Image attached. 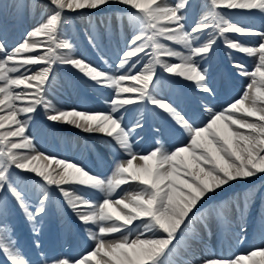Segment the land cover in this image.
Returning a JSON list of instances; mask_svg holds the SVG:
<instances>
[{
	"label": "snow or ice",
	"instance_id": "snow-or-ice-1",
	"mask_svg": "<svg viewBox=\"0 0 264 264\" xmlns=\"http://www.w3.org/2000/svg\"><path fill=\"white\" fill-rule=\"evenodd\" d=\"M113 4L122 6L116 10L118 19L132 33L117 52V61L105 59L95 30L85 34L105 70L77 57L62 28L71 19L67 13L84 15V9L104 11ZM38 6L34 0H16L12 8L34 13ZM7 7L0 4V16ZM43 7L46 11L37 24L15 45L0 36V217L7 212L10 196L39 237L54 186L92 247L79 258L40 251L39 264H264V216L259 225L261 246L230 257L198 252L199 246L206 248L204 236L213 222L231 232L235 244L247 240L245 221L253 193L221 197L232 182L264 174V0H47ZM225 9L246 10L251 16L241 18ZM257 17L259 27L251 23ZM218 42L231 50L226 54L234 75L248 82L238 98L221 108L205 104L206 117L197 112L188 116L180 107L188 90L208 97L221 86L207 66ZM233 51L250 59L251 70L232 57ZM59 65H70L95 86L110 89L107 107L57 108L48 97L55 90ZM163 74L190 84L179 95L173 90L165 95L174 82ZM231 75L219 74L224 87ZM41 109L48 121L111 138L115 151L108 174H92L75 162L41 152L26 135ZM149 112L162 113L171 123L149 126L152 147L137 151L145 140ZM169 136L181 139L169 146ZM72 185L83 188L64 187ZM123 185L133 187L118 194ZM233 213L241 221L238 232L232 230ZM33 243L41 248L39 239ZM0 255L6 264H32L3 220Z\"/></svg>",
	"mask_w": 264,
	"mask_h": 264
},
{
	"label": "bare ground",
	"instance_id": "bare-ground-1",
	"mask_svg": "<svg viewBox=\"0 0 264 264\" xmlns=\"http://www.w3.org/2000/svg\"><path fill=\"white\" fill-rule=\"evenodd\" d=\"M25 2H31V0H25ZM46 2H47V0H34V3L36 5H39L38 7L35 8L34 13L31 11H28V10L17 13V11L12 8V5L14 3H16V0H12V1L11 0H4V3L2 5H7L8 7L5 9L4 15L0 16V36L3 37V39L7 42V44L9 46L15 45L17 41L22 39V37L26 31L31 30L32 27L37 24V22L40 19L41 12L46 11L43 7ZM121 7L122 6H120V5L113 4L111 6H105L104 11H100L99 9H96V10L84 9V10H82L84 15H81L79 12L67 13L66 15L71 17V19L68 20L66 22V24L63 25V28H62L63 33H66L65 32L66 30H67V32H69L68 30H72V34H73V32L76 33V30L73 31V28L77 25V21L84 23V20H85L84 19L83 21H80V20H78L79 18L83 19V18H86V16L89 17L90 15H92L98 19H101V17L103 15H106L109 18L119 17L120 13L116 10L121 8ZM245 11L246 10L233 9V10H231L230 13L241 14V18H243L245 16H243L242 12H245ZM198 14H199V9L197 8L195 10V12L193 13V15L196 16ZM250 16H251V13H248V17H250ZM251 23L253 25H255L256 27H259L261 21L257 17L255 19H252ZM85 24L87 26L86 22H85ZM117 25H118L117 28L111 30V33H110V35L106 41V43L109 45V47H111L114 51H116L115 55L111 56L108 59L109 63H113V62L117 61V59H118L117 52H119L121 49H123L124 44H125V40L130 39L131 35H132L131 30L128 28L126 22L121 23V21L118 20ZM254 40H255V38L252 37V38H248L245 41H254ZM75 55L79 58H82L79 55H77L76 53H75ZM237 58L240 59L239 57L234 56V59H237ZM92 64L94 66H97L100 68H105V70H107V66L104 65V63L102 61H98V60L93 61ZM229 64H230V62L226 63V65H229ZM246 64L249 65V68L251 70L250 59H246ZM207 66H208V64H207ZM113 67H114V65H113ZM212 67L213 66H211V68ZM75 71H77V70H75ZM230 72L235 73L236 70L233 69V70H230ZM169 78H171V80L167 79L168 81L175 82L176 84L175 83H169L165 89V95L168 94L169 90L177 91L183 85L182 79H180L178 77H171V76H169ZM67 82H68V78L66 77L65 73H63L62 71H56L55 70L56 87H55V90L52 92L53 93L52 103L57 108L67 109V110H71V109H76V110H103V109H105V107L104 108L103 107L97 108V107L87 105L84 102L81 103L80 102V98H81L80 93L77 94V93H75L76 91H72V92L67 91V87H68L66 85ZM188 84H190V82H188L187 85ZM234 92H235V89H234L233 93ZM187 93L191 97V99L197 100L198 102H203L204 104L201 106H204L205 104H207L210 107L213 106L214 109H219L222 106H224L226 104V102L234 99V97L227 96V95H223V97L218 96L220 98L219 101H216V103H213V105H212V103L208 99L205 98L206 94L197 93V92H193L190 90H188ZM203 96H205V97H203ZM210 97L211 96H208V98H210ZM107 98H109V94H108ZM129 107H134V106H129ZM199 111H202V109ZM149 113H146V115H148ZM192 113L193 112H190V116H192ZM203 114L204 115H202V118L206 117L207 114L206 113H203ZM153 118L155 119V117L153 116V113H152V115L150 117V122L153 121ZM41 121H43V122H41ZM147 122H148V119L146 118V123ZM200 122H201L200 119L196 120L197 124H199ZM76 133H79L81 135L87 134V135H91L93 137H96L98 135H103L101 133H86L80 129L75 128L73 125H69V124H65V123H61V122L48 121L45 118V114H44L42 109L38 110L37 114L35 113L33 115L32 123L30 124L29 130L26 133V135H30L31 137L34 138V143L36 144L37 148L41 152H44L45 154H49L51 156L56 155L57 158L66 159L68 162H75L77 164H79V162H80V164H82L80 161V157L78 156L79 152L76 151V146L78 145L77 136L74 135ZM44 136H46L47 140L48 139L51 140V137L55 136L57 144H60L61 148L63 146L62 149L65 151L67 150L68 151L67 154H64L63 152L62 153H57V152L53 153L52 150L48 149L49 150L48 151V150L44 149L42 146V142L45 139ZM61 137H63L64 139ZM179 139H181V138L177 137L175 143H177V141ZM151 147H152V144L151 143L147 144L146 141L144 140L139 145H137L136 150L137 151L142 150L144 152H147L149 150V148H151ZM99 150H100L99 155L101 156V158L95 159V165H92V164L89 166L84 165V167L86 168V170H89L90 173H92V174L103 176V175H107L109 170H110L111 162L113 159L112 152H114V151H109L106 149H99ZM17 171H19V170H17ZM21 173H23V172H21ZM25 174L30 175L29 177H31L30 178L31 180L38 181V179H39L38 177H35L34 174H31V173H25ZM263 178H264V174H258V176L250 178L249 180H247L245 186H248L250 183H253L256 181H257L256 185H263L264 184V181H262ZM238 182L239 181H235V182H232V186H229V187L226 186V189H227L226 191L220 190V191H222V197L225 196L226 193H228L230 190L236 189V187H237L236 184ZM64 187H66V186H64ZM69 187H71V186H69ZM130 187H133V186L132 185H130V186L129 185H123L121 187V189L118 190V194L124 192L125 190L129 189ZM252 187H254V186H252ZM53 188H54V186H53ZM251 191H253V189ZM252 201L254 202V204H257V201L254 200V196H253ZM65 206H67V205H65ZM258 208L264 209V204L262 203V205L261 204L258 205ZM17 209H18V214L12 213L11 214L12 216H9V217H11L12 220H15L16 217H18L21 220V223H23V225H25L27 229H30L31 225L28 223L23 212L18 207H17ZM8 213H9V211H8ZM76 220H77V218H76ZM50 223H52V219H50ZM53 224H54V219H53ZM53 224L51 225L52 226L51 229H54L53 233H54V238L56 239V237H58L59 235L56 233L57 228H55L53 226ZM47 229H48V226H47ZM80 230H81V228H80ZM81 231L84 232L83 229ZM115 235L118 236L119 234H115ZM108 239H111V237H109ZM66 240L67 239L64 240V243H66L64 245H70V244H67ZM86 244L92 246L91 241L86 243ZM255 244H257V243H255ZM258 245L259 244H257L256 246H258ZM57 246L59 247L60 245L57 244ZM82 250L76 251L74 253V256L79 257L80 254H83ZM237 253H242V251H238ZM32 262H33V260H32Z\"/></svg>",
	"mask_w": 264,
	"mask_h": 264
},
{
	"label": "rangeland",
	"instance_id": "rangeland-1",
	"mask_svg": "<svg viewBox=\"0 0 264 264\" xmlns=\"http://www.w3.org/2000/svg\"><path fill=\"white\" fill-rule=\"evenodd\" d=\"M0 1H2V0H0ZM229 12H230V10H229ZM89 17H91V19H92V21L93 22H95V18L94 17H92V15L91 16H89ZM87 19H88V17H86ZM86 18H81V20H84V19H86ZM90 20V19H89ZM118 17H113V18H109V17H106V16H103V19L101 20V25H100V27H114V28H116L117 27V22H118ZM77 24H79V23H77ZM99 27V28H100ZM80 31H84V35L87 33V32H89L90 30H88V29H83V26H81L80 25V29H79ZM101 33V31L99 32V34ZM100 36V35H99ZM85 38H86V35H85ZM86 41H87V38H86ZM229 51H231V50H228V49H226L225 50V52L224 53H222L223 54V57H227V58H229L228 57V55L226 54L227 52H229ZM234 52V51H233ZM233 52H232V54H233ZM244 55V54H243ZM210 56H211V54H210ZM245 56V55H244ZM60 71H63L65 74H68L71 78H73V77H80V76H77L78 74H76V73H79V72H77V71H75V69H73L70 65H59V66H56ZM164 76H165V78H168L167 77V75L166 74H163ZM82 77V76H81ZM91 86H93V87H95V89L93 88V90H94V93H93V95H88L87 94V96L89 97V99L93 102V103H95L96 104V106H98L99 104H101V105H104L105 107H107V104H106V100L105 99H102V98H105L108 94L110 95V93H111V90L110 89H107V88H101V87H98V86H95L94 85V82H92V81H90V80H88L87 78H84ZM240 79V78H239ZM245 80H243V82H244ZM247 82V81H246ZM246 84V83H245ZM245 85L244 84H240V87H244ZM240 91H242V89L240 90ZM180 94V93H179ZM241 95V94H240ZM105 96V97H104ZM50 100H51V96H50V94H49V97H48ZM238 98V97H237ZM212 99H213V97H212ZM52 101V100H51ZM50 145L51 146H49L47 143H46V145L44 144L43 145V147H48L49 149H53V150H55L56 149V146H53L51 143H50ZM53 146V147H52ZM57 151H61V148L60 147H58L57 148ZM19 172V171H18ZM20 175H22V176H27L28 178H31V177H29L30 175H28V174H25V173H20ZM39 180V179H38ZM78 186V185H77ZM67 187V186H66ZM80 188H83V186H79ZM85 190V189H84ZM51 191H52V193H54L53 194V196H52V199L54 198L57 202L60 200V201H62L63 202V199H61L62 197H60V195H59V193H57L56 191H55V189L54 188H52L51 189ZM254 192V191H253ZM7 199L9 200V201H11L12 202V198L10 197V196H8L7 197ZM64 203V202H63ZM9 205H8V209H9ZM53 207H55L54 205H53ZM56 207H57V205H56ZM57 209H58V207H57ZM55 211H56V208L53 210V212L55 213ZM238 217V216H237ZM3 219V221H4V223H6L7 225H8V227L11 229V237H12V239L13 240H16L15 238H14V235L12 234V229H13V222L11 223V218L9 217V216H6V214L3 216V217H0V220H2ZM249 219V218H248ZM32 231V230H31ZM41 235V234H40ZM248 237H249V234L247 235V239H248ZM40 251H43V252H47V249H46V247H44V246H42L41 245V248L39 249ZM90 250V249H89ZM88 251V250H87ZM22 253L25 255V257L27 258V254H26V252L25 251H22Z\"/></svg>",
	"mask_w": 264,
	"mask_h": 264
}]
</instances>
